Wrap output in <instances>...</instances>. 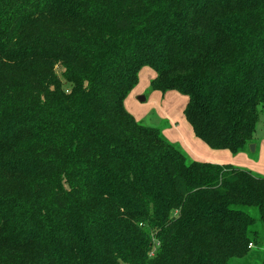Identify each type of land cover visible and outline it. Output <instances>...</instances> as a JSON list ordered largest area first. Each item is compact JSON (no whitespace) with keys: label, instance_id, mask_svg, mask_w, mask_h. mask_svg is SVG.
Wrapping results in <instances>:
<instances>
[{"label":"trees","instance_id":"trees-1","mask_svg":"<svg viewBox=\"0 0 264 264\" xmlns=\"http://www.w3.org/2000/svg\"><path fill=\"white\" fill-rule=\"evenodd\" d=\"M145 67L188 97L197 137L243 151L264 113V0H0V264L249 253L264 176L191 161L137 121Z\"/></svg>","mask_w":264,"mask_h":264},{"label":"rangeland","instance_id":"rangeland-1","mask_svg":"<svg viewBox=\"0 0 264 264\" xmlns=\"http://www.w3.org/2000/svg\"><path fill=\"white\" fill-rule=\"evenodd\" d=\"M144 69L152 68L145 67L139 74L142 90L139 92L134 89L125 101L127 110L137 121L159 128L166 139L181 149L191 161L231 165L264 176V113L262 111L252 143L257 144V148L253 150L250 144L248 148L238 153H233L229 149H214L197 137L192 126L189 125L184 115L188 97L174 90L166 94L152 91L151 88L147 90L149 86L144 85L150 75ZM60 71L61 69H58V72ZM142 96L145 100L140 99ZM249 212L256 219L254 229L258 232V240L252 246L249 245L250 251L245 257L234 258L230 264H264V225L257 208L252 207Z\"/></svg>","mask_w":264,"mask_h":264},{"label":"crops","instance_id":"crops-1","mask_svg":"<svg viewBox=\"0 0 264 264\" xmlns=\"http://www.w3.org/2000/svg\"><path fill=\"white\" fill-rule=\"evenodd\" d=\"M151 68V67H150ZM144 71L145 72H147L148 71V73H149V75H150V77L147 79V81L145 82V87H147V86H149V87H147V90L149 89V88H151V81L155 78V76H156V73L154 72V70L153 69H144ZM142 73V72H141ZM141 76H139V83L137 84V86L134 88V89H137L139 92L142 90L141 89V86L140 85H142V83H141V78H140ZM146 77H147V73H146ZM139 88V89H138ZM133 89V90H134ZM152 89V88H151ZM133 90H132V92H133ZM152 91H157V90H153L152 89ZM131 92V93H132ZM160 92V91H159ZM130 93V94H131ZM166 94V93H165ZM162 97H164V95L162 96ZM189 123V122H188ZM190 125V124H189ZM179 126V125H178ZM177 127V126H176ZM256 147L255 148H257V144L255 145Z\"/></svg>","mask_w":264,"mask_h":264},{"label":"water","instance_id":"water-1","mask_svg":"<svg viewBox=\"0 0 264 264\" xmlns=\"http://www.w3.org/2000/svg\"><path fill=\"white\" fill-rule=\"evenodd\" d=\"M141 100H145V97L144 96H142V98H140ZM255 144H251V148L254 150L255 149Z\"/></svg>","mask_w":264,"mask_h":264},{"label":"built area","instance_id":"built-area-1","mask_svg":"<svg viewBox=\"0 0 264 264\" xmlns=\"http://www.w3.org/2000/svg\"><path fill=\"white\" fill-rule=\"evenodd\" d=\"M253 244H251V246H252Z\"/></svg>","mask_w":264,"mask_h":264}]
</instances>
